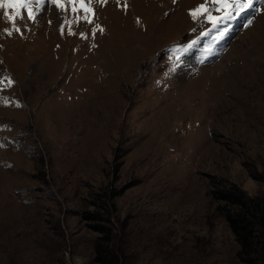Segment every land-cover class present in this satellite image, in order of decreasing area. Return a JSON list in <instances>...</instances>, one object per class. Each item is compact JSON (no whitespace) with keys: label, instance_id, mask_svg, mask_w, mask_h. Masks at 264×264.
I'll list each match as a JSON object with an SVG mask.
<instances>
[{"label":"rangeland","instance_id":"rangeland-1","mask_svg":"<svg viewBox=\"0 0 264 264\" xmlns=\"http://www.w3.org/2000/svg\"><path fill=\"white\" fill-rule=\"evenodd\" d=\"M60 4L0 8V264H97L101 193L126 264H238L208 182L264 189V0Z\"/></svg>","mask_w":264,"mask_h":264},{"label":"trees","instance_id":"trees-1","mask_svg":"<svg viewBox=\"0 0 264 264\" xmlns=\"http://www.w3.org/2000/svg\"><path fill=\"white\" fill-rule=\"evenodd\" d=\"M256 179L264 184V177ZM226 182L212 176L208 186L216 211L227 223L237 245V263L264 264V189L260 195L250 197L236 184ZM95 197L97 200L91 204L93 208L80 213V218L97 234L92 260L97 264H126V256L114 249L115 228L111 224L114 206L108 196L105 199V193L95 194Z\"/></svg>","mask_w":264,"mask_h":264},{"label":"snow or ice","instance_id":"snow-or-ice-1","mask_svg":"<svg viewBox=\"0 0 264 264\" xmlns=\"http://www.w3.org/2000/svg\"><path fill=\"white\" fill-rule=\"evenodd\" d=\"M43 3L44 0H0V8H25V9H29V6L33 3ZM51 2L53 4H55L57 7H61L62 5L60 4V0H51ZM80 5L82 8H84V11L90 12L91 9L86 7L84 5V0H79ZM213 2L215 4H219L221 6V8H228V7H236L237 9V14L243 13L246 10H251L254 8V4H255V0H233V3H230L229 0H213ZM75 10V9H73ZM220 8L217 9V11H219ZM204 12H208V8L202 4L199 5L195 10H191L190 11V15H192V17L195 19L197 14L200 13H204ZM19 13H17L18 15ZM29 18L32 17V13L31 10L29 9ZM227 15V13H226ZM5 16L10 20V21H14L15 17L12 15H9L8 13H5ZM85 19H87V16H85ZM209 19L213 22V24H215L216 18L212 17L209 15ZM89 23H91V20H88ZM247 23H251V20H249ZM247 26V24L245 25ZM19 30V29H17ZM9 35H11V33L9 32ZM12 83V81L9 79L8 80V84L10 85Z\"/></svg>","mask_w":264,"mask_h":264}]
</instances>
